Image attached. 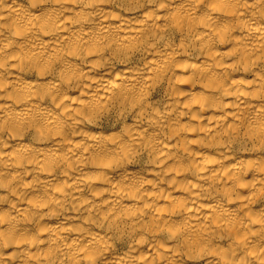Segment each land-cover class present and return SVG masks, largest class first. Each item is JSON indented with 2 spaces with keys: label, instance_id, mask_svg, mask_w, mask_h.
Here are the masks:
<instances>
[{
  "label": "bare ground",
  "instance_id": "1",
  "mask_svg": "<svg viewBox=\"0 0 264 264\" xmlns=\"http://www.w3.org/2000/svg\"><path fill=\"white\" fill-rule=\"evenodd\" d=\"M0 264H264V0H0Z\"/></svg>",
  "mask_w": 264,
  "mask_h": 264
}]
</instances>
